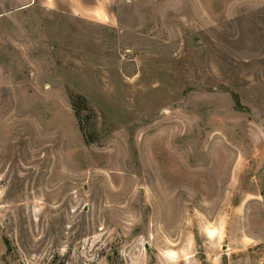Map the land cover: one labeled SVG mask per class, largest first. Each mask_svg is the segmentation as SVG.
Masks as SVG:
<instances>
[{
    "label": "rangeland",
    "instance_id": "obj_1",
    "mask_svg": "<svg viewBox=\"0 0 264 264\" xmlns=\"http://www.w3.org/2000/svg\"><path fill=\"white\" fill-rule=\"evenodd\" d=\"M19 2L0 264H264V0Z\"/></svg>",
    "mask_w": 264,
    "mask_h": 264
},
{
    "label": "crops",
    "instance_id": "obj_2",
    "mask_svg": "<svg viewBox=\"0 0 264 264\" xmlns=\"http://www.w3.org/2000/svg\"><path fill=\"white\" fill-rule=\"evenodd\" d=\"M29 1V2H28ZM61 0H52V4L53 5H55V4H58V3H61L60 2ZM27 2V3H26ZM36 2V0H21V2H19L17 5H14V6H10L8 9H16V8H21V7H24V3H26V4H32V3H35ZM50 2H49V4H51ZM85 5H86V3H85ZM82 6V5H80V4H78V5H70L72 8H74V9H77V8H83V9H86V6ZM82 6V7H81ZM93 6V5H92ZM95 7L96 6H94V9H95ZM92 7H91V5L89 6V9H91Z\"/></svg>",
    "mask_w": 264,
    "mask_h": 264
},
{
    "label": "trees",
    "instance_id": "obj_3",
    "mask_svg": "<svg viewBox=\"0 0 264 264\" xmlns=\"http://www.w3.org/2000/svg\"><path fill=\"white\" fill-rule=\"evenodd\" d=\"M79 114V113H78Z\"/></svg>",
    "mask_w": 264,
    "mask_h": 264
}]
</instances>
